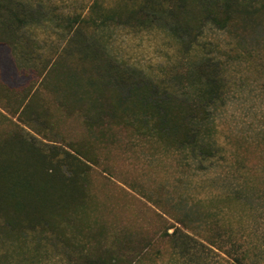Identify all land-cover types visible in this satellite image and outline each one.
<instances>
[{"label":"rangeland","instance_id":"rangeland-1","mask_svg":"<svg viewBox=\"0 0 264 264\" xmlns=\"http://www.w3.org/2000/svg\"><path fill=\"white\" fill-rule=\"evenodd\" d=\"M19 1L28 20L17 34L26 39L12 48L0 43V135L17 126L41 143L62 148L69 143L86 144L98 160L88 174L90 218L107 226H128L145 234L153 251L164 249L168 242L157 237L172 221L166 215L160 217L155 201L171 205L180 216L192 217L190 197L197 190L201 195L228 190L242 170L264 174V11L257 12L247 25L235 23L219 29L205 24L197 44L184 52L179 40L153 21L152 12L164 11L160 0ZM137 15L138 24L129 19ZM74 45L91 55L95 49L103 51L107 67L125 69L129 80L150 81L161 96L165 90L195 101L204 98L195 85L192 64L204 57L214 76L205 86V107L215 130L210 136L225 158H201L190 149L165 150L156 140L137 135L106 116L89 129L83 114L87 104L74 102V94L77 99L82 92L73 85L75 76L61 67L62 78L51 71L42 79L57 59L66 69L76 70L72 65L81 57ZM89 73L94 78L98 75L94 70ZM96 88L109 95L99 79L92 86L85 85L87 92ZM27 101L28 106L21 108ZM97 106L93 111H99ZM100 106L106 111L111 103ZM205 136L202 133L200 139L209 141ZM34 240L30 236L9 247L0 246V253L17 255L20 260L13 264H24ZM174 245L179 259L161 264H220L213 254L197 255L192 248L186 249V243L183 251ZM44 264L49 263L45 260Z\"/></svg>","mask_w":264,"mask_h":264},{"label":"trees","instance_id":"trees-1","mask_svg":"<svg viewBox=\"0 0 264 264\" xmlns=\"http://www.w3.org/2000/svg\"><path fill=\"white\" fill-rule=\"evenodd\" d=\"M160 5L164 11L152 12L153 21L173 34L184 52L197 44L205 24L219 29L235 23L247 25L257 12L264 11V0H160ZM138 12L144 11L140 8ZM139 18L129 17L137 24ZM27 20L28 12L19 0H0V43L12 48L21 38L25 40L17 30ZM74 46L77 57H81L72 65L76 70L66 69L57 59L48 65L42 79L51 71L62 78L61 67L75 76L73 85L82 92L77 99L74 94V102L87 104L83 114L89 129L106 116L137 135L156 140L165 150L190 149L201 158H225L211 138L215 130L205 107V86L214 76L210 74L212 65L204 57L192 64L197 75L195 85L204 98L195 101L165 90L161 96L150 81L141 77L129 80L125 69L107 67L103 51L95 49L91 55ZM93 70L96 78L89 73ZM97 79L108 87V99L101 88L85 89ZM109 102L111 106L104 111L100 105ZM95 105L99 111H93ZM25 106L28 101L21 108ZM202 133L209 141L200 139ZM96 164V156L84 143H69L63 148L41 143L17 126L0 135V246L9 247L32 236L35 240L30 242L24 264H44L45 260L49 264H161L179 259L174 244L183 251V243L197 255L213 254L220 264H264V174L242 170L235 174L228 190L209 195L197 190L190 197L192 217L180 216L171 205L155 201L160 217L166 215L172 222L157 237L168 245L153 251L151 240L142 232L90 218L88 174ZM18 260L7 251L0 253V264Z\"/></svg>","mask_w":264,"mask_h":264}]
</instances>
